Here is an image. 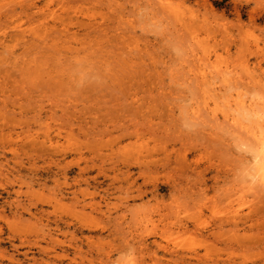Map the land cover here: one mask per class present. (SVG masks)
<instances>
[{
	"label": "rangeland",
	"instance_id": "obj_1",
	"mask_svg": "<svg viewBox=\"0 0 264 264\" xmlns=\"http://www.w3.org/2000/svg\"><path fill=\"white\" fill-rule=\"evenodd\" d=\"M238 95L264 0H0V264H264Z\"/></svg>",
	"mask_w": 264,
	"mask_h": 264
},
{
	"label": "bare ground",
	"instance_id": "obj_2",
	"mask_svg": "<svg viewBox=\"0 0 264 264\" xmlns=\"http://www.w3.org/2000/svg\"><path fill=\"white\" fill-rule=\"evenodd\" d=\"M232 102V105H234L233 113L229 115H224V117H227L228 121H230L231 124L234 125L236 128L238 127L242 131H245L247 134H250L251 137L255 140L256 145L252 153L254 154L255 159V171L253 177L256 182H259V184H263L264 186V110L262 109L260 112H255L253 108H251L253 105V101L252 103L247 105L244 99H242L239 95L236 98L232 99ZM259 103L264 105V100L260 101ZM206 106H209V102H206ZM208 109V112H210L211 115L217 116L216 107H208ZM243 115L245 119H254L252 121H255L254 123H257L256 127L252 128L247 124L245 125V122L241 121ZM238 214V210L233 213L235 217Z\"/></svg>",
	"mask_w": 264,
	"mask_h": 264
}]
</instances>
